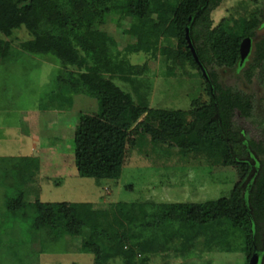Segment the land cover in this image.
I'll use <instances>...</instances> for the list:
<instances>
[{
    "label": "rangeland",
    "instance_id": "rangeland-1",
    "mask_svg": "<svg viewBox=\"0 0 264 264\" xmlns=\"http://www.w3.org/2000/svg\"><path fill=\"white\" fill-rule=\"evenodd\" d=\"M208 16L209 21L198 26L211 40L243 31L251 34L247 36L251 38L250 53L242 65L216 67L222 79L237 84L244 96L254 94L257 113L253 119L245 120L238 112L235 119L247 138L258 137L259 127L264 129V61L251 83L244 81L242 68L250 59L254 42L264 37V0H221ZM133 25L137 26L135 17L119 21L107 14L86 15L80 28L98 30L103 36L91 43L87 61L66 66L50 54L26 53L22 44L34 36L25 27L14 29L9 36L0 33L4 42L0 48V54L4 53L0 55V264H96L92 253L79 252L81 236L68 234L54 242L48 232L31 225L30 211L24 218L23 212L6 207L4 203L16 197L20 184L24 202L36 198L43 202H87L95 212H103L104 231H127L128 236L136 235V244L144 245L141 249L126 241L124 249H132L130 258L119 255L102 264H248L251 256L221 249L205 235L193 239L192 231L173 241L165 237L162 250L153 254L148 248L159 233L160 222L140 216L137 225L124 221L120 229L112 222L117 202L202 203L230 196L238 183L248 195L259 162L249 151L245 136L233 147L234 156L217 138L180 146L173 138L161 140L145 131L141 125L143 113L127 130L118 179L95 180L77 174L74 129L80 114H95L99 105L95 97L77 87L78 74L86 67H99L101 77L111 80L146 110H183L190 121L196 118L198 108L211 104V85L185 58L182 39L161 35L151 37L150 43L146 36L133 34ZM216 27L218 33L214 32ZM79 54L83 58L82 50ZM66 81L73 87L64 95L61 85ZM28 132L38 138L39 150L33 158L38 156L34 159L39 168L34 174L31 172L37 162L20 157L31 153L21 140V134ZM245 150L248 153L244 154ZM245 162L248 173L242 178L241 164ZM30 168L31 175L26 173ZM151 212V216L157 214L156 208ZM206 231L211 238L214 231ZM258 264H264V251L259 252Z\"/></svg>",
    "mask_w": 264,
    "mask_h": 264
},
{
    "label": "trees",
    "instance_id": "trees-1",
    "mask_svg": "<svg viewBox=\"0 0 264 264\" xmlns=\"http://www.w3.org/2000/svg\"><path fill=\"white\" fill-rule=\"evenodd\" d=\"M221 0H0V33L9 36L14 29L25 27L34 36L22 44L26 53L53 55L64 66L87 61L91 43L103 36L102 32L92 28H80V22L86 15H111L119 21L126 17H135L137 26L134 35L151 37L171 36L182 39L184 56L199 69L185 39V28L195 52L204 66L211 104L198 108L196 118L187 121L183 110H166L151 108L133 102L130 95L118 88L111 80L100 76L99 67L88 66L80 72L77 87L84 94L98 100L95 114H80L73 135V156L77 174L80 177L99 179H118L124 163L126 133L141 114L145 131L157 139L173 138L180 146L196 143L201 139L217 138L234 156L233 147L246 135L235 117L237 112L245 120H252L256 115L254 94L243 95L237 84L227 83L218 72L217 65L238 67L241 41L251 34L243 31L238 34L211 40L200 25L209 21V12ZM149 20L145 22L144 20ZM154 33L152 36L151 33ZM219 32V27L214 30ZM4 42L0 40V48ZM83 51L81 58L79 51ZM4 53L0 54L1 56ZM4 56V55H3ZM4 61L7 60L3 57ZM264 61V37L255 41L248 63L242 68L246 83H251ZM133 68L130 69V71ZM63 94L72 91L71 81L61 85ZM71 96V95H70ZM261 116V115H259ZM261 118V117H260ZM261 125L262 120L259 119ZM260 135L249 136V151L258 158L257 175L248 195L243 192L240 183L228 197L202 203H146L117 202L114 205L113 224L120 228L136 223L141 217H151V222L158 223L159 233L150 241L149 250L156 254L162 249L165 237L173 241L184 237L188 231L192 238L204 236L213 240L221 249L242 252L249 258L254 251H264V129ZM188 136V138H186ZM186 138V139H185ZM191 144V145H190ZM248 153L245 150L246 154ZM24 160L36 157H23ZM240 161V160H239ZM242 178L248 173V164ZM39 163L34 164L26 173H37ZM31 172V173H30ZM24 184V182H23ZM21 187V184H20ZM18 189L16 197L4 204L15 213L19 211L27 217L31 213V225L48 232L54 239L65 235H79L82 244L79 252L92 253L96 264H102L110 257L130 258L132 249L124 246L126 241L136 244V235L127 231L109 232L101 226L103 212H95L87 202H24L22 190ZM139 210L135 207L140 206ZM152 208H156L151 216ZM135 221V222H134ZM166 224V226H165ZM139 226V225H138ZM169 226V227H168ZM173 226H175L173 228ZM214 231L210 238L206 230ZM130 237V238H129ZM205 238V239H206ZM187 240V239H186ZM143 249L144 245L136 244ZM223 245L228 247L223 248ZM219 249V247H218ZM185 264V263H174Z\"/></svg>",
    "mask_w": 264,
    "mask_h": 264
},
{
    "label": "water",
    "instance_id": "water-1",
    "mask_svg": "<svg viewBox=\"0 0 264 264\" xmlns=\"http://www.w3.org/2000/svg\"><path fill=\"white\" fill-rule=\"evenodd\" d=\"M185 30H186L185 39H186L187 45L190 48V51H191L196 63L199 65V68H200L203 76L208 80L206 70H205L204 66L201 64V62H200V60H199V58L195 52V49L191 43V40L189 38L188 26L185 28ZM250 46H251V38L245 37L241 41L240 48H239V51H240V60L238 63L239 65H242L244 63L245 59L247 58L248 54L250 53ZM211 90H212V86H211ZM258 262H259V255L256 251H254L252 253L250 259H249L248 264H258Z\"/></svg>",
    "mask_w": 264,
    "mask_h": 264
},
{
    "label": "crops",
    "instance_id": "crops-1",
    "mask_svg": "<svg viewBox=\"0 0 264 264\" xmlns=\"http://www.w3.org/2000/svg\"><path fill=\"white\" fill-rule=\"evenodd\" d=\"M26 132V131H25ZM27 135H25V134H21V140H22V143L23 144H25V143H27V148L28 147H30L31 148V153L30 154H28V153H25L24 155H22V156H20V157H29V156H32L33 157V153L35 152V150L38 152V146H37V141H38V138H36V137H33V136H30L29 135V132L28 133H26ZM33 135V134H32ZM26 137V138H25ZM27 141V142H26ZM23 146V145H22ZM26 152V151H25ZM34 157H37L38 158V156H34ZM39 201H40V199H39ZM40 202H43V201H40ZM53 202H57V201H53ZM61 202H71V201H61Z\"/></svg>",
    "mask_w": 264,
    "mask_h": 264
},
{
    "label": "bare ground",
    "instance_id": "bare-ground-1",
    "mask_svg": "<svg viewBox=\"0 0 264 264\" xmlns=\"http://www.w3.org/2000/svg\"><path fill=\"white\" fill-rule=\"evenodd\" d=\"M258 253V255H259V252H257Z\"/></svg>",
    "mask_w": 264,
    "mask_h": 264
},
{
    "label": "flooded vegetation",
    "instance_id": "flooded-vegetation-1",
    "mask_svg": "<svg viewBox=\"0 0 264 264\" xmlns=\"http://www.w3.org/2000/svg\"><path fill=\"white\" fill-rule=\"evenodd\" d=\"M239 65V64H238Z\"/></svg>",
    "mask_w": 264,
    "mask_h": 264
}]
</instances>
